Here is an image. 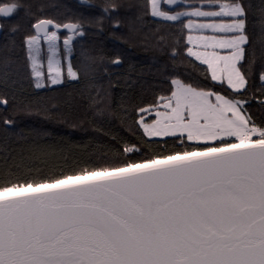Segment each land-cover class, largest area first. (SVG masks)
Returning <instances> with one entry per match:
<instances>
[{
	"label": "snow or ice",
	"instance_id": "snow-or-ice-1",
	"mask_svg": "<svg viewBox=\"0 0 264 264\" xmlns=\"http://www.w3.org/2000/svg\"><path fill=\"white\" fill-rule=\"evenodd\" d=\"M122 7L131 14L113 15ZM43 8L0 0V264H264V0H78L51 17ZM104 20L126 29L123 42L152 28L167 57V87L143 106L117 105L132 138L103 127L113 87L98 86L104 56L76 53ZM193 58L203 82L176 70ZM108 60L123 62L119 52ZM65 83L80 85L74 102L96 136L18 129L25 115L53 119L62 102L18 93Z\"/></svg>",
	"mask_w": 264,
	"mask_h": 264
},
{
	"label": "trees",
	"instance_id": "trees-1",
	"mask_svg": "<svg viewBox=\"0 0 264 264\" xmlns=\"http://www.w3.org/2000/svg\"><path fill=\"white\" fill-rule=\"evenodd\" d=\"M35 4L44 5L43 12L46 16H55L58 12L64 11V8L74 9L78 5V0H32ZM98 3H102L103 0H97ZM118 2L131 5L136 0H118ZM254 5H259L261 0H251ZM52 5H61L62 7L57 9ZM98 12V10H97ZM131 14L128 8H120L118 12L113 15H119L124 17ZM4 21H1L3 23ZM103 25V31L96 30L94 27L88 29L87 35L82 41L77 42L76 53L79 55L81 51V45L92 50L95 53L99 52L104 56V62L97 65L98 74L100 79L98 80V86L103 85L107 87L109 81L113 83L111 89L112 100V113L109 119L102 121L103 127L110 129L113 133L126 138H132V135L137 132L135 125L131 124V119L128 121L121 120V113L116 111L117 105L121 108L131 109L133 105L143 106L144 103H150L153 98V92L158 91L161 87H167V81L165 75H162L158 69L167 57H160L156 50L152 47V28H145L144 32L140 35L132 38L128 42H123L117 37L126 32V29L121 27H111L110 21L104 20L101 22ZM154 27V26H153ZM250 31L253 33V38L257 41L259 46L260 29L259 24H250ZM145 36L147 37L145 39ZM145 39L142 44L140 41ZM3 37L0 35V43H2ZM119 52L122 56L123 62L118 66L111 64L108 57H112L114 53ZM199 62L192 60V63L188 61L180 60L177 62L176 70L181 74H187L193 80H201L202 69L196 67ZM169 66V70H170ZM107 68V73L104 69ZM203 82V81H202ZM259 87V81L253 85V88ZM80 85L75 83H65L63 87L52 86L51 90L44 89L36 93L31 91H25L18 93V100L24 103H32L33 105H40L36 97H45V102L51 104L53 101L49 97L56 96L61 103L57 105L53 111V119L47 118V114L34 113L32 115H25L19 118L18 129L27 128H44L54 136H63L69 138L70 141L86 142L89 137L97 135L93 131L92 124L88 122V116L84 113L83 109L75 105L74 98L79 90ZM3 88H0V92ZM71 103V106H70ZM258 105L252 104L253 111H256ZM2 111V109H0ZM63 114L61 118L60 114ZM257 114H259L257 112ZM80 121H84L83 126L80 127ZM77 123L76 129H71L69 123ZM131 125V126H130ZM107 139V138H105ZM168 147H177V142L171 139L167 140ZM147 147V145H146ZM152 147H155L153 143ZM79 152V149H74ZM143 155V153H141ZM69 154V159H71Z\"/></svg>",
	"mask_w": 264,
	"mask_h": 264
},
{
	"label": "crops",
	"instance_id": "crops-1",
	"mask_svg": "<svg viewBox=\"0 0 264 264\" xmlns=\"http://www.w3.org/2000/svg\"><path fill=\"white\" fill-rule=\"evenodd\" d=\"M194 59V58H193ZM198 62V61H197ZM200 63V62H199ZM154 118V117H153Z\"/></svg>",
	"mask_w": 264,
	"mask_h": 264
},
{
	"label": "flooded vegetation",
	"instance_id": "flooded-vegetation-1",
	"mask_svg": "<svg viewBox=\"0 0 264 264\" xmlns=\"http://www.w3.org/2000/svg\"><path fill=\"white\" fill-rule=\"evenodd\" d=\"M0 23H1V21H0Z\"/></svg>",
	"mask_w": 264,
	"mask_h": 264
}]
</instances>
